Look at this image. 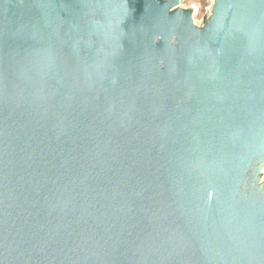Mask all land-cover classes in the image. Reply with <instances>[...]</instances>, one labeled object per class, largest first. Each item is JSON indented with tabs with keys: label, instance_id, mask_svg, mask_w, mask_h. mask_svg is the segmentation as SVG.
I'll use <instances>...</instances> for the list:
<instances>
[{
	"label": "water",
	"instance_id": "obj_1",
	"mask_svg": "<svg viewBox=\"0 0 264 264\" xmlns=\"http://www.w3.org/2000/svg\"><path fill=\"white\" fill-rule=\"evenodd\" d=\"M0 0V264H264V0Z\"/></svg>",
	"mask_w": 264,
	"mask_h": 264
},
{
	"label": "rangeland",
	"instance_id": "obj_2",
	"mask_svg": "<svg viewBox=\"0 0 264 264\" xmlns=\"http://www.w3.org/2000/svg\"><path fill=\"white\" fill-rule=\"evenodd\" d=\"M212 0H184L183 7H196L198 10L197 19L202 20L207 10L210 8Z\"/></svg>",
	"mask_w": 264,
	"mask_h": 264
}]
</instances>
